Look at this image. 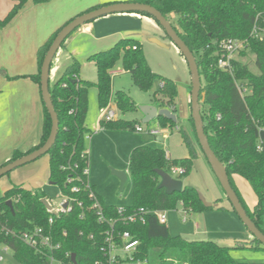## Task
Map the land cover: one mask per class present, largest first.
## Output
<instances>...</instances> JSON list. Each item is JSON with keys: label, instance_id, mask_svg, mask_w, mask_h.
I'll return each instance as SVG.
<instances>
[{"label": "trees", "instance_id": "16d2710c", "mask_svg": "<svg viewBox=\"0 0 264 264\" xmlns=\"http://www.w3.org/2000/svg\"><path fill=\"white\" fill-rule=\"evenodd\" d=\"M10 1L14 5L0 21L1 28L8 26L29 2L39 5L48 0ZM132 2L151 5L168 20L171 15L178 16V21L173 26L197 58L202 93H205V101L201 102L202 116L211 148L226 167L231 185L248 215L264 232V39L262 41L251 39L252 28L257 18L260 23L264 21V0ZM139 15L153 19L148 14ZM61 29L39 49L37 74L8 77V80L29 78L40 89L44 58ZM224 39L248 40L249 50L242 52L240 56L246 57L248 53L255 55L259 74L252 73L248 65L240 60L233 62L232 74L219 69L216 43ZM64 45L65 43L62 48ZM88 60L94 63L97 69L96 83L79 79L82 64L75 60L51 88L60 127L56 143L48 153L49 182L58 187L63 195L76 200L73 209L67 214L53 215L43 203L44 199L48 202L49 199L41 189L33 191L15 185L0 198V245L12 250L13 258L18 264H49L46 257L26 245L20 237L24 232L44 228L52 234L55 243L61 244V249L56 251V257L62 264H74L72 255H76L77 264H106L107 258L102 251L106 232L114 231L115 237L129 232L133 238L140 241L136 259L148 260V264H250L234 258L231 248L216 242L188 241L180 236L174 237L167 225L161 224L154 216H149L144 225L124 222V217L139 208L169 211L175 209L179 203L189 215L213 208H207L202 203L198 191L193 187H184L182 192L172 195L158 189L161 181L158 170L170 173L172 167L179 166L186 170L183 176L191 174L194 167L193 150L189 158L173 160L168 159L165 150L161 148L149 146L135 148L129 161L133 204L124 207L125 212L120 214L119 207L106 205L96 194L108 220L105 224L98 222L94 212L87 211L92 201L89 199V191L85 190L88 178L83 175V171L89 167V157L88 154L85 157L83 155L87 151L86 137L91 135V131L86 127L90 89L93 86L97 88L100 109L115 104L123 114L137 111L135 102L126 92H113L111 73L120 64L124 72L132 75L133 83L141 91L148 92L155 81H162V86L155 95L157 103L162 108L176 106L179 97L176 82L153 72L143 45L138 40L121 39L110 49L96 53ZM73 80L78 82L73 84L71 82ZM238 84L246 90L244 96L240 94ZM42 103L43 124L40 143L26 153L16 150L5 165L38 150L49 138L52 121L43 99ZM158 120L163 128L176 124L164 116L158 117ZM190 121L195 131L192 116ZM100 124L105 130H134L140 125L135 121L125 120H102ZM69 177L81 179V183L76 180L74 184L68 185ZM237 179L245 181L256 197L257 203L252 210L247 207L239 191ZM73 186L81 187V191L73 193ZM92 189L95 192L93 187ZM9 201L13 203V209L7 205ZM78 203H82L83 208L79 207ZM51 217L54 218L52 225L49 223ZM91 236L93 238H90ZM253 244L240 243L234 249L264 251V246L254 237Z\"/></svg>", "mask_w": 264, "mask_h": 264}, {"label": "rangeland", "instance_id": "374dc122", "mask_svg": "<svg viewBox=\"0 0 264 264\" xmlns=\"http://www.w3.org/2000/svg\"><path fill=\"white\" fill-rule=\"evenodd\" d=\"M155 25H158L153 20ZM169 21L176 25L178 21L177 15H171ZM138 28L143 29L141 24H136ZM159 27L161 36L158 38L149 37L150 33L143 36L144 52L147 61L156 74L164 78H168L176 82L179 90L177 113V123L174 126L162 127L158 119L150 123H143L144 116L141 108L145 106H155L159 110L162 108L156 101L155 95L162 86V81L157 80L148 92L141 91L133 83L130 73H122V66L119 64L111 75L113 76V91H124L135 102L137 111L127 114L121 113L115 104H111L110 108L116 112L115 121H135L144 128L161 127L168 136L153 137L146 134H139L134 129L125 130H105L101 127V120H104L105 109H100L98 104V90L92 87L89 92V105L86 126L94 134L90 139H86V147L89 150V167L90 182L94 184L97 191L101 194L104 201L116 207H129L133 204L132 181L127 184L124 190H121V182L114 175V172H129V161L132 151L141 146H149L152 148H161L168 151L175 159H185L191 156V150L194 152V167L188 176H173L174 179L181 180L184 187H193L201 194L208 203L213 205L211 210L204 212L192 213L188 216L186 222L183 221L184 209L179 203L175 209L168 211L167 227L172 236H180L188 241H213L221 246L231 248L232 255L238 260L248 262L250 264H264V251H256L251 249H234L237 242H250L253 244V236L249 233L233 207L226 197L219 180L214 174L199 142L190 117L191 111V74L189 66L185 58L182 56L175 44L168 38L165 31ZM116 25H113V29ZM1 29V28H0ZM144 30L148 32L144 26ZM145 32V34H146ZM1 34V33H0ZM1 36V35H0ZM1 38V37H0ZM80 60L84 62L82 66V78L91 83L97 81V69L94 63H85L83 55ZM67 58V56H65ZM64 57V58H65ZM237 59L247 64L249 70L254 74H259L256 66L255 55L248 53L246 57L237 56ZM80 62V63H82ZM63 58H57L54 61L50 75L51 88L54 87L60 77L66 70L63 68ZM62 70V71H61ZM122 70V71H121ZM60 71V73L58 72ZM63 72V73H61ZM181 92V93H180ZM186 99L188 118L182 116L181 100L182 95ZM109 109V107L107 108ZM180 128V131L176 130ZM47 156V155H46ZM42 157L39 160L18 168L10 174L0 179V198L4 195L6 188H12L13 182H30L35 180V186L48 196L51 207L58 209L59 205L64 201V196L60 189L48 180L49 165L48 157ZM36 165V166H33ZM33 167H36L35 170ZM239 191L249 209H253L257 200L251 191L250 186L246 182H242ZM264 223V216H263ZM264 230V224H263ZM0 257L3 261L0 264H18L13 258L12 250L5 251V247L0 245ZM132 264V263H119Z\"/></svg>", "mask_w": 264, "mask_h": 264}, {"label": "crops", "instance_id": "0c3cea01", "mask_svg": "<svg viewBox=\"0 0 264 264\" xmlns=\"http://www.w3.org/2000/svg\"><path fill=\"white\" fill-rule=\"evenodd\" d=\"M132 1L133 0H48L46 3L39 5L29 2L8 26L5 28L0 27V167L11 160L16 150L26 153L37 146L42 137L43 103L39 86L29 78L8 80V77H25L37 74V54L39 49L53 34L72 19L87 13L91 9L118 3H129ZM13 5L14 3L10 0H0V21L6 17ZM153 22V19L139 14H116L98 19L83 26L78 32L71 35L65 42L64 47L55 57V60L57 58H63L65 63L63 64V68L65 69V67H68L75 60L82 62L79 57L83 55L85 63L88 62L90 64L88 60L89 57L110 49L118 41L126 38L138 40L144 48L142 41L144 35L150 33L151 36L149 37L154 38L161 36L160 29L157 27L159 25H155ZM136 24H141L143 29L134 26ZM113 25H116L115 29H113ZM144 26L148 29V32L144 30ZM65 56H67V58ZM83 63L84 62L81 63L82 66L84 65ZM53 67L54 62L52 68ZM84 67L85 66H83V68ZM58 72L60 73V71ZM122 73H125L124 70ZM81 74L79 79L83 80ZM183 96H185V94L182 95L181 101L186 105V99H184ZM176 107L177 115L179 112L178 103ZM109 109L112 110L110 106ZM114 113L116 117V112L114 111ZM104 121H106L105 118ZM112 121H115V118ZM178 128L179 127H176V130L180 131V128L179 130ZM93 134L94 133L91 132L90 136ZM159 137L168 138L166 134ZM87 151L89 157V150ZM165 152L168 159L175 160L172 154L168 151ZM46 157H48L49 165V156L47 155ZM33 168L37 170L36 167ZM128 173L130 174V172ZM88 180L90 185L94 188L95 193L102 201L106 205H110L104 201L101 194L97 191L96 186L90 182V174ZM35 182V180L28 183L13 182L12 185L23 186L25 189L34 191L40 189L38 186L39 184L35 186ZM242 182L245 181L237 179L236 184L238 188ZM7 190H9V188H6L5 192ZM251 241H240L237 242L236 245L240 243L250 244Z\"/></svg>", "mask_w": 264, "mask_h": 264}, {"label": "water", "instance_id": "95a60500", "mask_svg": "<svg viewBox=\"0 0 264 264\" xmlns=\"http://www.w3.org/2000/svg\"><path fill=\"white\" fill-rule=\"evenodd\" d=\"M116 14H148L150 15L165 31L169 39L175 44L182 56L188 63L190 74H191V111L192 119L194 121L195 132L197 135L198 142L214 172L219 183L226 194V197L230 201L235 213L242 221L244 226L247 228L249 233L264 246V232L256 225V223L248 215L246 209L244 208L239 196L236 191L233 189L230 178L228 176L226 167L222 164L219 158L216 156L214 151L211 148L209 138L205 132V124L202 116L201 102L205 101V93H202V79L200 75V70L197 62V58L187 44L180 37L178 32L175 30L173 24L155 7L136 2L129 3H118L113 5H108L104 7L97 8L95 10L89 11L85 14H82L68 24H66L57 34L56 38L52 42L42 64L41 68V82L40 89L43 102L45 107L51 117L52 128L49 138L46 143L40 147L38 150H35L20 159L12 161L7 165L0 168V179L14 170L31 164L40 158L48 155L50 150L54 147L58 134H59V117L56 112V109L53 104L51 96V85H50V75L53 62L55 57L62 48V45L67 41V39L78 29L83 26L92 23L98 19L116 15ZM73 84H76L78 81H71ZM202 97V101H201ZM185 103L181 101L182 116L187 118V107ZM141 112L144 116L143 123L147 124L153 120L158 119V117L164 116L167 119L177 123V116L173 114L169 109L159 110L155 106H145L142 107ZM158 175L161 178L158 189H163L166 194L172 195L175 193H180L184 190V184L181 180L174 179L165 171L158 170ZM120 182L121 190H124L127 184L130 182V174L128 172H114ZM53 185V184H51ZM199 198L202 203L207 208H212L213 205L208 203L205 198L199 194ZM44 205L50 209V205L47 200H43ZM7 205L13 209V203L11 201L7 202ZM72 261L74 264H77L76 255H72Z\"/></svg>", "mask_w": 264, "mask_h": 264}, {"label": "built area", "instance_id": "2783aa9c", "mask_svg": "<svg viewBox=\"0 0 264 264\" xmlns=\"http://www.w3.org/2000/svg\"><path fill=\"white\" fill-rule=\"evenodd\" d=\"M251 39L260 40L264 39V21L262 23L259 22V19L255 21L252 32ZM218 50V68L229 73H233L234 65L233 62L237 61V56L245 51L249 50V41L248 40H237V39H224L220 42L216 43ZM239 92L242 96L246 94V90L238 84ZM169 110L176 115L177 107L172 106ZM106 121H112L115 118V113L113 110L105 109L104 110ZM220 119V116H219ZM135 130L139 134H146L153 137L164 136V131L161 127L157 128H144L142 125H137ZM179 130V128H178ZM91 136L88 135L86 139H90ZM88 154V151L84 153ZM186 173V170L183 167H172L169 175L173 176H183ZM89 167L84 169L83 175L89 179ZM78 180L81 183V179H74L73 177H69L67 179V184H74V182ZM85 190L89 191V199L92 201V205L87 207L88 212H94L98 218V222L100 224H105L108 222L106 217L104 216L102 206L97 198L96 193L93 191L92 186L87 181L85 185ZM81 191V187L73 186L72 192L79 193ZM64 196V201L59 205L58 209H54L51 207L49 212L53 215L67 214L70 213L73 209V203L76 200L70 196ZM78 206L83 208L82 203H78ZM119 213L123 214L125 212L124 207H119ZM183 221L186 222L188 220L189 213L184 210L183 213ZM149 216H154L157 220L164 225H167V216L168 211H152L145 208H139L134 211L132 214L124 217V222L128 224H146ZM50 225L54 223V218L51 217L49 219ZM112 227L114 226V222L111 223ZM21 240L34 249L40 255L46 257L49 260V264H62L56 257V251L61 249V244L55 243L53 236L51 233L47 232L44 228H36L31 231L24 232L21 234ZM90 238H93L91 236ZM140 241L133 238V236L129 232H124L119 234L117 237L114 236V231H107L105 234V242L102 251L104 252V256L107 258L106 264H119L123 262L132 263V264H148V260H137L136 255L139 252ZM9 249L5 247V251L7 252ZM3 259L0 257V262ZM104 264V263H97Z\"/></svg>", "mask_w": 264, "mask_h": 264}]
</instances>
